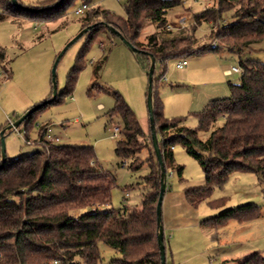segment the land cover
Instances as JSON below:
<instances>
[{
	"label": "trees",
	"instance_id": "trees-1",
	"mask_svg": "<svg viewBox=\"0 0 264 264\" xmlns=\"http://www.w3.org/2000/svg\"><path fill=\"white\" fill-rule=\"evenodd\" d=\"M57 1L41 0L26 6L18 0L23 7L34 10L30 11L15 7L11 0H0V10L15 21L22 14L34 21H55L64 17L76 1L90 7L82 18V26H97L84 34L86 41L69 76L72 87L90 46L104 29L116 36L111 31L114 29L146 52L135 54L148 74V54L164 66L173 58L217 54L223 49L240 55L249 46L264 41V0H217L216 7L195 15L199 24L215 23L224 12L234 11L233 21L220 25L213 40L203 44L185 29H169L167 15L181 4L180 0H127L125 17L96 7L93 0H64L58 8L50 9ZM149 22L156 24V32L146 44H141L140 35ZM4 59V54H0V64L6 70ZM105 61L104 57L101 62ZM101 62L97 70L101 69ZM239 66L240 81L229 84L230 96L212 101L200 112L195 129L187 128L183 119L164 117L160 99H154L160 78H153L155 130L164 163L174 162L171 148L180 143L199 162L206 177L204 186L185 188L187 201L193 207L204 202L213 204L209 200L214 188L225 185L235 172L264 174V64L248 59L240 60ZM71 90L64 91L62 97ZM114 95L116 103L110 115L123 122V139L118 142L116 153L125 161L133 160L130 167L135 171L145 163L150 167L149 174L142 178L146 190L141 209L124 206L102 211L112 205L117 185L112 174L98 163L94 148L50 143L46 140L47 128H43L34 141L39 142L38 151L7 158L0 168V264H99V243L120 253L121 258L114 260L117 264H161L156 214L161 170L152 131L149 127L146 133L123 97L117 92ZM60 102L56 98L49 103ZM34 113L22 123L26 140H30L29 124ZM202 133L209 134L206 140L201 138ZM144 149L149 152L145 161L138 157ZM1 162L0 155V165ZM177 172L181 176L183 167L177 166ZM259 215L257 205L247 204L205 219L202 225L217 229L229 221L243 223ZM240 264H264V256L255 253Z\"/></svg>",
	"mask_w": 264,
	"mask_h": 264
},
{
	"label": "rangeland",
	"instance_id": "rangeland-1",
	"mask_svg": "<svg viewBox=\"0 0 264 264\" xmlns=\"http://www.w3.org/2000/svg\"><path fill=\"white\" fill-rule=\"evenodd\" d=\"M20 1L27 6L41 0ZM180 1L181 4L170 10L167 15L168 27L173 30L185 29L195 35L200 44L211 42L220 25L233 21L234 11L231 10L224 12L215 23L199 24L195 15L216 7L217 0ZM93 2L96 7L117 17L126 16L127 0ZM80 7L82 3L76 1L69 6L64 17L55 21H34L25 14L17 15L15 21L12 16L0 10V54H4L3 64L6 68L4 70L0 64V155L2 140L5 142L8 159L38 151L40 146L34 141L38 140L43 128H47V131L50 129L49 136L59 138L57 145L93 147L100 166L116 179L117 187L112 193V205L103 207L102 211L124 206L135 209L140 207L145 194L142 178L149 174L150 167L145 163L135 171L130 167L133 160L125 161L117 155V144L123 137L114 138L112 128L123 127V122L120 117H111L110 113L115 106L114 94L117 92L141 125L149 126L148 72L138 55L128 49L118 37L104 29L90 46L75 84L73 87L69 86V76L76 65L86 36L83 35L74 43H70L83 29L92 27L82 26L84 15L75 13ZM182 18L186 19L185 25L179 23ZM95 26L97 25L93 24V27ZM156 29L155 23H147L140 35V43L146 44ZM217 54L226 68L240 67V60L248 59L264 64V41L249 46L240 55L226 49ZM104 57L106 61L102 63ZM195 57L191 55L186 58L190 60ZM178 60L173 58L164 66L156 63L153 78H160V81L154 90V99H160L165 118L183 119L187 128L195 129L199 125L198 114L212 101L228 98L229 84L239 83L241 74L228 76L229 78L223 79L217 88L202 85V81L196 85H188L180 81L181 72L176 68ZM56 62V98L61 102L48 103L34 113L29 124L32 125L29 137L33 143L27 144L25 124H21L18 130L11 126L28 110L52 99L53 70ZM100 62L102 67L97 70ZM68 89H72V92L62 97V93ZM219 123L222 124L223 120ZM208 136V133L201 134L203 140ZM173 154L174 162L165 163L168 189L206 184V177L199 162L191 157L180 143L174 145ZM138 157L145 161L149 157L148 150L144 149ZM177 166L183 167L181 176L177 172ZM209 201L213 204L204 202L197 207L199 213L206 214L204 218L217 216L223 211L247 204L257 205L260 215L243 223L229 221L217 228L218 230L190 226L174 234L165 232L166 264H237L234 260L255 252L264 256V174L235 172L225 185L214 188ZM212 233H218V243L214 240L216 236H210ZM99 248L102 257L99 264H117L114 260L121 258L118 251L104 243H99ZM217 249H220L219 253ZM205 255L210 260L205 258ZM188 257L193 259L185 263L184 260Z\"/></svg>",
	"mask_w": 264,
	"mask_h": 264
},
{
	"label": "crops",
	"instance_id": "crops-1",
	"mask_svg": "<svg viewBox=\"0 0 264 264\" xmlns=\"http://www.w3.org/2000/svg\"><path fill=\"white\" fill-rule=\"evenodd\" d=\"M180 60L182 59H179L178 62ZM187 60H188V66L185 69L183 70L177 69L181 72L180 81L183 83H186L188 85H196L202 81L203 82L202 85L208 87L209 85H212L213 87H216L218 84H221L223 79L229 78L226 75V71L230 70L231 68L228 67L226 68L222 62V59L216 53H206V54L196 55L195 58H191L190 60L189 59ZM142 127L144 131L147 133L150 127V122H149V126L142 125ZM49 130L50 129H48L46 136H49L48 134ZM185 188L180 186L177 189L174 187L168 189L167 187L166 194L164 196V205H163L164 208L162 213L163 214L162 225H163L164 234L165 232H173V234L175 232H182L183 230H185L190 226L201 227L202 229L203 228L212 229L203 226L202 221L214 216H209L207 218H204L206 217V214L199 213L198 208L193 207L187 201V198L185 196ZM137 208L141 209L140 207ZM210 236L211 237L216 236L214 240L216 243L219 242L220 237L218 233H214V234L212 233ZM219 250L220 249H217L218 253ZM255 253H259V252H255ZM255 253L244 256L242 259H236L234 261L237 264H240V262H242L243 260H245L246 258L250 257ZM205 258L210 260V258L207 255H205ZM192 259H193L192 257H188L184 261L186 263V261H192Z\"/></svg>",
	"mask_w": 264,
	"mask_h": 264
},
{
	"label": "water",
	"instance_id": "water-1",
	"mask_svg": "<svg viewBox=\"0 0 264 264\" xmlns=\"http://www.w3.org/2000/svg\"><path fill=\"white\" fill-rule=\"evenodd\" d=\"M64 0H58L52 7H50V9H55L58 8L61 3ZM11 3L18 8H23V9H27L30 11H34L32 9L23 7L18 0H11ZM93 27V26H92ZM92 27H88L82 30V32L80 33V35L74 39L70 44L74 43L78 38H80L81 36H83L85 33H87ZM111 31L128 47V49H130L133 53H146L144 51H141L140 49L136 48L134 45H132L129 41H127L123 36H121L118 32H116L114 29L111 28ZM64 51L61 53V55L58 57L57 62L59 61L60 57L63 55ZM148 54V53H147ZM151 58V66H150V71H149V91H148V100H147V104H148V109H149V122H150V129L152 131V143H153V148H154V152L156 154L159 166H160V170H161V189H160V195L158 198V202H157V206H156V214H157V224H158V244L160 247V254H161V264H166V247H165V243H164V230H163V225H162V205H163V200H164V196L166 193V188H167V183H166V166L162 157V152L159 146V141H158V137H157V133L155 130V122H154V110H153V76H154V72H155V65H156V59L153 55L148 54ZM57 62L54 66V70H53V97L52 99H50L49 101H47L44 104H47L51 101H53L54 99H56L57 96V87H56V83H55V68L57 65ZM42 105L36 106L30 110H28L23 117H21L15 124L14 127L18 128L29 116H31L38 108H40ZM12 128V126H11ZM4 135V132L2 133V137ZM1 165L0 168L4 167L6 162H7V155H6V148H5V142L4 140H2L1 143Z\"/></svg>",
	"mask_w": 264,
	"mask_h": 264
},
{
	"label": "built area",
	"instance_id": "built-area-1",
	"mask_svg": "<svg viewBox=\"0 0 264 264\" xmlns=\"http://www.w3.org/2000/svg\"><path fill=\"white\" fill-rule=\"evenodd\" d=\"M88 9H89V6L86 5V4H84V5H82V7L78 8V9L76 10L75 13H76V15H82V14L84 15L85 12H86ZM185 21H186V19H185V18H182V19L179 21V23H180L181 25H185ZM169 29H172V27L169 26ZM187 66H188V60H187L186 58L180 60V61L177 63V65H176L177 69H179V70H183V69H185ZM233 74H241V68H240V67H232L230 70L226 71V75H227V76H232ZM12 128H14L15 130H18V128H15V127H14V124H12ZM112 135H113L114 138H119V137L122 138V137H123V136H122V127H120V126H115V127H113V128H112ZM122 139H123V138H122ZM122 139H121V140H122ZM46 140L49 141L50 143H53V144H58V142H59V138H57V137L46 136ZM26 143H27V144H32L33 141H31V140H26ZM38 144H39V142H38ZM171 149L174 150V147H172Z\"/></svg>",
	"mask_w": 264,
	"mask_h": 264
}]
</instances>
